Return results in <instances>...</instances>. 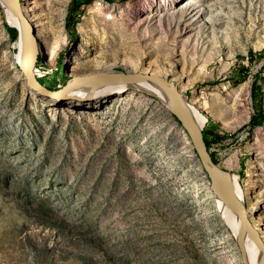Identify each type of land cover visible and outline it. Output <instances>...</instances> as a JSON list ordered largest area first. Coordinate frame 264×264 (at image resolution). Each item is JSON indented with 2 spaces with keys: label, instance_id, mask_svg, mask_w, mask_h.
<instances>
[{
  "label": "rangeland",
  "instance_id": "rangeland-1",
  "mask_svg": "<svg viewBox=\"0 0 264 264\" xmlns=\"http://www.w3.org/2000/svg\"><path fill=\"white\" fill-rule=\"evenodd\" d=\"M19 1L39 81L62 89L113 70L174 82L203 117L217 167L238 176L264 244V125L251 96L255 82L264 94V0H196L185 15L189 0H93L70 49L73 0ZM214 15L223 21L210 24ZM6 24L0 5V264H248L160 99L131 88L83 102L42 96ZM234 71L245 80L229 81Z\"/></svg>",
  "mask_w": 264,
  "mask_h": 264
},
{
  "label": "water",
  "instance_id": "water-1",
  "mask_svg": "<svg viewBox=\"0 0 264 264\" xmlns=\"http://www.w3.org/2000/svg\"><path fill=\"white\" fill-rule=\"evenodd\" d=\"M9 11L16 15L21 23L22 28V35H23V48H22V63H23V73L26 80L27 86L32 89L33 91L37 92L38 94L53 98L59 101H67V100H75V101H90L93 95L103 91L109 86L114 85H122V84H130L138 81L143 80H152L155 81L165 89L167 92L168 97L171 101V104L174 108V115L176 121L185 131L187 136L190 139L192 147L197 155L200 163L203 165L204 169L208 172H211L221 184L223 191H224V200L226 205L229 207L230 211L237 219L238 226L247 234V231L250 233L252 232L251 227L245 221L242 216V208L241 205L233 191L228 179L226 172L217 167V164L213 161L210 156L209 151L204 145L202 139L198 136L195 132L185 105L183 103L182 95L178 92V88L174 82L169 81L163 77L154 76L150 74H142V73H129L123 74L121 73L118 77L111 78L107 81H102L96 84H93L86 90V94L82 96H65L64 90L67 86L63 87L62 89H58L52 91L46 87H43L41 84L37 83L33 78V72L35 69V65L37 62V58L39 56V50L37 48V43L35 42L34 36V27L33 24L29 21L27 16L23 13V6L19 0H2ZM10 26V25H9ZM12 27V26H10ZM15 28V27H13ZM18 32L17 28H15ZM18 38V37H17ZM33 44L35 46H33ZM251 240V239H250ZM261 240L257 237L256 241H251L257 248L264 252V244L260 242ZM241 255H242V248H240Z\"/></svg>",
  "mask_w": 264,
  "mask_h": 264
},
{
  "label": "bare ground",
  "instance_id": "bare-ground-1",
  "mask_svg": "<svg viewBox=\"0 0 264 264\" xmlns=\"http://www.w3.org/2000/svg\"><path fill=\"white\" fill-rule=\"evenodd\" d=\"M188 4H190L189 7H188ZM0 5L5 12L6 23L12 27L17 28L19 31V36L17 38L16 45L19 49L18 62H19L20 66L23 70V63H22L23 35H22L21 23H20L19 19L16 17V15H13L9 11V9L7 8V6L5 5V3L2 0H0ZM220 5L221 6L224 5L223 0H220ZM195 6H196V0H189L187 3L185 2L184 4H182V7H184L182 14L185 15L186 10H189L190 7L195 8ZM182 18H183V16H182ZM204 19H206V18H204ZM222 19H223L222 17H219L218 15H214V17L212 19H210L208 17L207 20L210 24L215 25L217 23H221L223 21ZM35 27L37 28V30L39 29L38 27H40V26H39L38 22H35ZM37 33L40 35L39 31ZM60 36L61 35H59V38H60ZM33 46H35V45L33 44ZM36 67H35L34 72H33V78L37 83H39V81L37 79V75H36V73H37ZM121 73L126 74L125 72H119V71L115 72L113 70L112 71L108 70L106 72L95 74L92 77H90L89 80H86V81H71V82H69V85L65 88L63 94H65V96L66 95L67 96L85 95L87 88H89L93 84H96V83H99L102 81H107L111 78L118 77ZM126 88H131V89H135L137 91H143V92L152 94L153 96H156L158 99H160V101L168 107L170 112H172V113L174 112V108L171 104V101L168 97L167 92H165V89L162 86L160 87V85L158 83H156L155 81H152V80H143V81H138V82H134V83H130V84L109 86L106 89H104L103 91L97 93L96 95H93L92 98L95 96L102 95L103 93H118V92L123 91V89H126ZM182 99H183V103L185 105V108L187 110V113L189 115L191 124H192L195 132L202 139L201 133L203 131L205 121H204L203 117L200 116V114L196 113L194 111V109L188 105V102L186 101V98L184 95L182 96ZM206 112H208V111H206ZM207 114H209V113H207ZM209 116L220 121V119H218L219 116L217 117L214 114H209ZM226 175H227V179H228V181H229L233 191L235 192V195H236V197H237V199L241 205L242 216L245 219V221L249 224V226L251 227L252 232L250 231V233H249L247 231V234H246L245 232H243V230L241 228H239L237 219L234 217V215L230 211L229 207L225 203L224 191H223L221 184L219 183L217 178L211 172H209V176H210L211 181H212V191L215 194L216 200H217V208H218V210H220V213L222 214L223 220L225 221L228 228H230L232 230L234 235H237L238 242L241 243L240 248H242L243 263H245V260H246L248 262V264H264V252L262 250H260L259 248H257L251 242V241H256L257 237L259 238V236L255 232L254 226L250 225V223L248 221V215H247V212H246V209L244 206L246 195L244 194L242 186H241L240 182L238 181V176L236 174H231V172L230 173L226 172ZM243 247H244V250H243ZM244 254H245V258H246L245 260H244Z\"/></svg>",
  "mask_w": 264,
  "mask_h": 264
},
{
  "label": "trees",
  "instance_id": "trees-1",
  "mask_svg": "<svg viewBox=\"0 0 264 264\" xmlns=\"http://www.w3.org/2000/svg\"><path fill=\"white\" fill-rule=\"evenodd\" d=\"M93 0H73L71 6L68 8L66 16H65V31L68 37L67 48H72L76 41L78 40V32H77V24L80 22V17L87 5H89ZM105 3H113V2H125L127 0H102ZM6 31L11 39V41H16L18 37V32L15 28L5 25ZM245 80L246 76L244 74L238 75L237 71H234L229 75V81L235 79ZM39 81V80H38ZM39 83L52 91L58 90L57 82L55 80L52 81H39ZM264 94L261 92L260 88H258L257 83L255 82L252 86V104L256 107V114H254L255 118H258V126L264 125V112L262 109L258 108V104L263 101ZM204 130V128H203ZM203 132V131H202ZM207 150L209 148L206 146ZM214 161V160H213Z\"/></svg>",
  "mask_w": 264,
  "mask_h": 264
}]
</instances>
